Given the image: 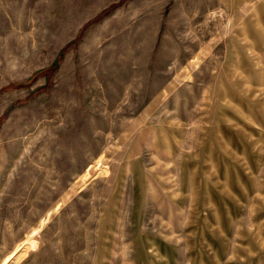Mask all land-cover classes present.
<instances>
[{"label": "rangeland", "instance_id": "374dc122", "mask_svg": "<svg viewBox=\"0 0 264 264\" xmlns=\"http://www.w3.org/2000/svg\"><path fill=\"white\" fill-rule=\"evenodd\" d=\"M0 264H264V0H0Z\"/></svg>", "mask_w": 264, "mask_h": 264}]
</instances>
